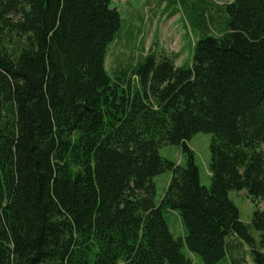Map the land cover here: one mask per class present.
<instances>
[{"label":"trees","instance_id":"obj_1","mask_svg":"<svg viewBox=\"0 0 264 264\" xmlns=\"http://www.w3.org/2000/svg\"><path fill=\"white\" fill-rule=\"evenodd\" d=\"M110 1L0 0V264H193L183 244L202 264H247L245 246L264 264V212L249 226L228 197L264 199V0L218 7L216 35L207 0H181L204 34L190 65L148 53L113 76ZM198 132L212 135L209 187L186 145ZM179 144L185 166L159 154ZM164 209L179 212L184 241Z\"/></svg>","mask_w":264,"mask_h":264},{"label":"rangeland","instance_id":"obj_2","mask_svg":"<svg viewBox=\"0 0 264 264\" xmlns=\"http://www.w3.org/2000/svg\"><path fill=\"white\" fill-rule=\"evenodd\" d=\"M183 1L193 7L202 5L200 0ZM202 1L204 2V0ZM231 1L207 0V16L209 18L210 12L215 16L214 24L210 28L211 34H218L222 26L223 12L218 7ZM110 7L119 12L121 27L116 38L108 46L105 56L104 65L108 74L113 76L119 69L135 67L143 61V57L148 53L167 55L174 60L176 66L190 65L194 44L204 36L202 31L197 28V21L201 18L200 12L196 8L193 10L185 8L182 6L181 0H111ZM211 139L210 133L198 132L186 140V145L192 150L194 161L198 167L199 181L206 187L211 184ZM262 150L264 151V147ZM159 154L180 166H185L188 161V154L184 151L182 144L162 145L159 148ZM171 176L170 171H165L153 177L156 186L154 197L156 205L160 204ZM228 197L238 208L240 221L249 226L256 209L264 212V199L252 201L245 190H231ZM163 216L173 236L184 241L186 229L179 212L164 209ZM249 231L258 246L261 241V233L252 227H249ZM181 251L192 260L193 264H202L201 258L190 252L185 244ZM245 259L247 264H253L249 248L246 246ZM165 264L169 263L165 262ZM217 264H231L229 256L226 255Z\"/></svg>","mask_w":264,"mask_h":264}]
</instances>
